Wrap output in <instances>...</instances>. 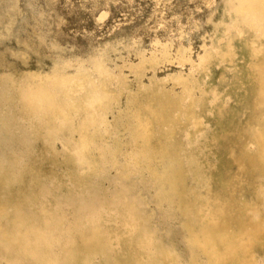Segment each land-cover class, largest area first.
Instances as JSON below:
<instances>
[{
    "label": "bare ground",
    "instance_id": "bare-ground-1",
    "mask_svg": "<svg viewBox=\"0 0 264 264\" xmlns=\"http://www.w3.org/2000/svg\"><path fill=\"white\" fill-rule=\"evenodd\" d=\"M249 16L264 26V0H227L220 33ZM204 73L206 81L185 97L155 86L132 96L124 110L121 82L103 55L74 73L55 64L48 73L6 76L0 152L32 135L53 167L62 163L64 178L51 176L55 185L78 189L75 197L61 194L71 218L62 264L73 263L78 235L82 264H264V31L260 39L233 33L208 56ZM140 164L182 226L187 260L153 226L145 183L130 176ZM3 181L0 175V251L3 264H16L14 250H31L23 234L33 228L39 242L63 223L64 206H44L40 222L26 218L9 229L1 217ZM30 199L18 198L19 206ZM35 253L33 264H50L44 246Z\"/></svg>",
    "mask_w": 264,
    "mask_h": 264
},
{
    "label": "rangeland",
    "instance_id": "rangeland-1",
    "mask_svg": "<svg viewBox=\"0 0 264 264\" xmlns=\"http://www.w3.org/2000/svg\"><path fill=\"white\" fill-rule=\"evenodd\" d=\"M226 2L0 0V94L7 93L8 75L48 73L55 64L66 65L69 72L74 73L81 64L88 65L91 59L103 55L107 67L121 82V110L132 96L155 86L159 92L185 97L194 83L206 81V59L212 53L218 55L220 47L233 33L240 36L250 33L257 39L263 36L262 21L252 16L232 24L224 34L220 33L219 23ZM9 18L13 23L7 31ZM21 49L26 51L27 62H23ZM152 58H156L155 64L143 68V62ZM41 143L25 134L0 152V175L6 188V210L1 217L9 229H15L26 218H38L40 222L44 206H64L62 195L67 197L72 192L70 195L75 197L78 192L75 185L60 184L59 188L58 182L55 185L51 176L60 179L65 170L62 163L53 167ZM13 159L16 166L11 164ZM157 162L154 167L158 166ZM149 170L140 164L137 170L132 169L131 179L136 183L144 181L143 196L153 217V226L164 242L172 241L177 252L187 260L189 249L182 226L173 209L166 202L158 201ZM21 197L31 199L19 206L18 198ZM63 209V223L53 225L52 231L43 235L39 242L33 228L23 234L31 250L23 247L14 250L16 264L35 263V252L42 246L50 264H62L60 256L68 244L71 229L70 213L66 206ZM79 236L74 242L72 264H82L81 259L86 255ZM2 255L0 251L1 264L4 262ZM99 261L96 258L95 263Z\"/></svg>",
    "mask_w": 264,
    "mask_h": 264
}]
</instances>
